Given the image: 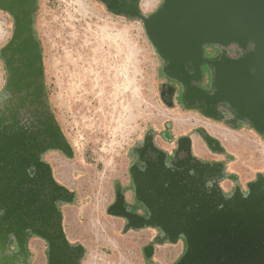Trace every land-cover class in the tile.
<instances>
[{
    "label": "water",
    "instance_id": "obj_1",
    "mask_svg": "<svg viewBox=\"0 0 264 264\" xmlns=\"http://www.w3.org/2000/svg\"><path fill=\"white\" fill-rule=\"evenodd\" d=\"M97 1L112 14L141 22L162 75L182 87L183 106L198 102L205 118L234 129L244 125L264 137V0H162L149 14L141 0ZM38 2L0 0V10L14 20L12 39L0 50L8 71L5 92L25 90L36 98L46 95L34 29ZM209 47L220 55L206 57ZM231 47L242 55L230 57ZM205 65L207 89L202 86ZM8 119L15 121V116L0 118V264H32L29 243L34 237L47 243V264H82L85 248L67 238L60 210L75 202L76 193L57 182L44 160L50 151L73 158L72 146L55 117L45 144L23 129L3 126ZM199 133L212 151L227 155L219 140ZM154 135L148 131L134 149L137 161L130 169L135 200L145 215L127 204L121 186L108 214L125 219L126 230L157 229V244L183 240L185 251L175 264H264V172L244 190L226 164L197 158L191 138L178 140L177 153L183 151L186 159L176 162L156 146ZM149 153L155 159H145ZM225 180L235 184L230 194L221 187ZM153 252L152 245L145 248L148 260Z\"/></svg>",
    "mask_w": 264,
    "mask_h": 264
},
{
    "label": "rangeland",
    "instance_id": "obj_2",
    "mask_svg": "<svg viewBox=\"0 0 264 264\" xmlns=\"http://www.w3.org/2000/svg\"><path fill=\"white\" fill-rule=\"evenodd\" d=\"M161 2L141 0V9L152 13ZM6 19L0 11V50L11 37ZM35 33L46 99L74 151L73 158L52 152L46 159L57 182L76 193L75 202L60 210L63 224L67 215V238L85 248L82 264H175L185 251L183 240L157 244V229L126 230L125 219L107 212L121 186L127 204L145 215L132 188L134 149L153 130L156 146L170 160L176 141L189 137L197 158L226 164L246 190V184L264 172V137L244 125L234 129L207 119L178 102L167 106L160 97V85L166 81L161 62L141 22L110 13L97 0H39ZM4 83L0 56V91ZM200 131L219 140L229 158L212 151ZM221 187L230 194L235 184L225 180ZM151 245L154 252L148 260L144 250ZM47 250V243L34 237L29 243L31 263L47 264Z\"/></svg>",
    "mask_w": 264,
    "mask_h": 264
},
{
    "label": "flooded vegetation",
    "instance_id": "obj_3",
    "mask_svg": "<svg viewBox=\"0 0 264 264\" xmlns=\"http://www.w3.org/2000/svg\"><path fill=\"white\" fill-rule=\"evenodd\" d=\"M13 30H14V20H13L10 40L6 43V45L3 48H5L11 41L13 36ZM10 53L11 52H7L6 55L9 56ZM220 53L221 51L219 49L214 47H209L206 50V57L215 58L216 56L220 55ZM228 53L229 56L232 58H238L242 55V52L237 53V49L235 47L229 48ZM2 60L5 71V83L2 90L0 91V118L8 117L11 114L15 116V121L8 119L3 124V126L13 125V127L17 130H22V129L25 130L27 132V135L29 137H32L37 144H45L46 142H49L50 138L46 134V130L50 128L49 126L52 125L51 117H54V115L47 102L46 99L47 95H44L40 98H36L31 94H26L27 92L25 90H23L21 93H16L14 91L5 92V86L8 80V71L5 66V62L3 58ZM187 71L193 74V70L191 68H187ZM203 72H204V83L202 84V86L203 88L207 89L209 88V75H210L209 67L207 65L203 66ZM165 79L166 81L161 83L160 85V97L163 100V102L165 104L171 105L172 107L176 106L178 102L181 107L183 108L186 107L185 108L186 110L193 111L199 114L197 109L200 108L201 104L198 102L189 103L188 101H186L184 103L185 106H183L182 87L176 82H172L167 78ZM32 90L33 88H31L29 92L32 93ZM219 110H221V112L226 114L225 116L227 117V119L229 120L231 119V117H229V115L226 113V111L223 108H219ZM220 117L222 116L220 115ZM196 132L198 133V131ZM201 133L205 134V132L203 131ZM164 136L166 138H169L168 134H164ZM177 142L178 140L176 141L175 151L172 154V157L169 161L175 160L177 162L186 159V154L183 151L177 153ZM52 152H58V151L47 152L44 156L45 161L48 162L46 157L49 153ZM147 158L155 159V155L149 153V155H147L145 159ZM139 165L141 166V168L145 167V165L142 164Z\"/></svg>",
    "mask_w": 264,
    "mask_h": 264
},
{
    "label": "crops",
    "instance_id": "obj_4",
    "mask_svg": "<svg viewBox=\"0 0 264 264\" xmlns=\"http://www.w3.org/2000/svg\"><path fill=\"white\" fill-rule=\"evenodd\" d=\"M1 11V13H3V14H5L6 15V21H7V23H8V21L10 22V24H11V30H12V25H13V18H12V16L8 13V12H6V11H3V10H0ZM34 29H35V24H34ZM214 130H218V129H216V128H214ZM161 148V147H160ZM203 155H206V154H203ZM203 158H205L206 159V161H210V159H208L207 157H205V156H203ZM59 174V173H58ZM60 176H61V178H63V175L61 174V172H60V174H59ZM65 225H64V228H65V232H66V230L68 231V232H70V228H69V225H68V222H67V215H66V220H65V223H64ZM72 237H74L75 238V236H72ZM33 239V238H32ZM31 239V240H32ZM69 239V241L71 242V243H77V240H74V239H71V238H68Z\"/></svg>",
    "mask_w": 264,
    "mask_h": 264
}]
</instances>
